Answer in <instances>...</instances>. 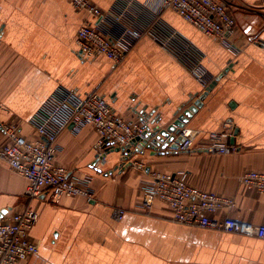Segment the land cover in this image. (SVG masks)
<instances>
[{
	"label": "crops",
	"instance_id": "crops-1",
	"mask_svg": "<svg viewBox=\"0 0 264 264\" xmlns=\"http://www.w3.org/2000/svg\"><path fill=\"white\" fill-rule=\"evenodd\" d=\"M92 1L105 12L130 4L135 25L147 28L119 65L77 55L79 29L92 18L70 0H0V121L17 122L27 139H37L32 119L60 92L98 93L118 115L153 128L157 118L172 123L181 106L203 93L183 53H200L214 80L230 70L186 126L199 131L195 148L136 153L132 161L146 164V171L117 169L122 153L102 160L92 125L79 134L64 131L57 163L90 180L92 202L29 199L28 180L0 162V212L32 208L40 215L31 232L39 254L23 264H264V239L179 223L160 201L151 212L142 207L151 172H186L192 186L235 201L219 219L264 225V194L241 180L246 172H264V0H225L237 19L235 47L205 36L174 10H160L158 0ZM226 124L235 150L209 153L210 134ZM7 142L0 133V145Z\"/></svg>",
	"mask_w": 264,
	"mask_h": 264
},
{
	"label": "built area",
	"instance_id": "built-area-1",
	"mask_svg": "<svg viewBox=\"0 0 264 264\" xmlns=\"http://www.w3.org/2000/svg\"><path fill=\"white\" fill-rule=\"evenodd\" d=\"M70 1L92 18L82 25L78 33L77 55L83 61L102 55L119 65L147 32V28L135 25L130 4L121 1L114 11L105 12L92 0ZM158 1L160 10L176 11L211 38L228 42L229 36L235 32L236 17L225 0ZM111 22L119 24L118 27H110ZM173 37L174 34L165 44L170 45ZM183 56L203 91L206 90L214 81L213 76L198 55L183 53ZM32 124L37 134L35 140L27 139L17 122L0 121V133L8 139L6 144L0 145V162L28 180L26 196L29 199L45 197L53 204L73 197H83L89 202L95 200L88 178H80L57 163L58 139L64 131L79 134L92 125L100 138L96 149L102 152L99 155L105 160L113 149L130 147L147 127L144 120H128L118 115L106 98L98 93L84 97L70 91L52 96L33 117ZM233 131L226 124L223 130L210 134L207 151L219 155L234 151L235 147L229 144ZM181 137L177 152L189 153L196 146L199 131L184 127ZM131 162L128 165L123 160L118 169L132 166L146 171V164L134 163L132 159ZM241 180L244 185L264 194V172H246ZM157 201L167 204L179 223L264 239V225L233 218L219 219L217 215L220 212L236 207L235 201L192 186L186 172H151L143 186L142 207L151 212ZM124 213L120 210L117 216L121 219ZM39 218V213L32 208L0 212V264H23L39 254V247L31 237Z\"/></svg>",
	"mask_w": 264,
	"mask_h": 264
},
{
	"label": "water",
	"instance_id": "water-1",
	"mask_svg": "<svg viewBox=\"0 0 264 264\" xmlns=\"http://www.w3.org/2000/svg\"><path fill=\"white\" fill-rule=\"evenodd\" d=\"M228 68L223 74L217 77L211 85L198 95L194 100L192 98L188 103L184 104L177 110L175 120L170 124L162 123V118H157V126H147L143 135L135 138L130 147L115 148L111 152H118L123 154L125 164L131 165V159L136 153H143L145 149H151L154 153L161 154L163 152L170 153L171 151L177 152L179 144L182 140L181 131L186 127L195 114L203 107L204 101L209 94L217 87L219 81L229 72ZM193 101V104H190ZM164 124V125H163ZM167 125V126H166ZM237 131L235 132V136ZM234 136L232 144H234ZM135 147V150L132 149ZM107 156V155H106ZM118 169V168H117ZM113 173V172H112ZM111 174V173H110ZM108 175V174H107Z\"/></svg>",
	"mask_w": 264,
	"mask_h": 264
},
{
	"label": "rangeland",
	"instance_id": "rangeland-1",
	"mask_svg": "<svg viewBox=\"0 0 264 264\" xmlns=\"http://www.w3.org/2000/svg\"><path fill=\"white\" fill-rule=\"evenodd\" d=\"M72 3V2H71ZM74 6V5H73ZM75 7V6H74ZM77 11H82V10H78L77 8H75ZM172 10V9H171ZM176 12V11H175ZM88 13V12H87ZM177 13V12H176ZM234 13V12H233ZM235 15V14H234ZM236 24H237V19H236ZM237 26H238V24H237ZM237 26H236V28H235V32H233L230 36H229V38H228V42H224V41H222V40H220V39H216V38H212V39H215V40H217V41H221V42H223V43H226L227 45H231L232 47H235L234 45H235V43H233V44H231L232 43V39L235 37V34H236V32H237ZM80 30V29H79ZM201 31V30H200ZM79 33V32H78ZM203 33V32H202ZM205 36H207L205 33H203ZM207 37H209V36H207ZM209 38H211V37H209ZM77 41H78V34H77ZM231 42V43H230ZM134 48V47H133ZM132 48V49H133ZM77 50H78V44H77ZM193 53V55H195V52H192ZM102 56V55H101ZM101 56H98V57H95V58H93V59H91V60H89V61H87V62H93V61H95L96 59H98L99 57H101ZM106 57V56H105ZM199 57H200V60H201V62L203 63V58H202V56H201V54L199 53ZM107 58V57H106ZM83 61V60H82ZM202 87V86H201ZM203 89V88H202ZM1 105V104H0ZM1 111H3V108H1L0 109V114H1ZM61 136V135H60Z\"/></svg>",
	"mask_w": 264,
	"mask_h": 264
}]
</instances>
